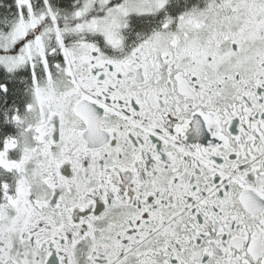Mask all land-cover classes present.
Returning <instances> with one entry per match:
<instances>
[{
    "label": "snow or ice",
    "instance_id": "snow-or-ice-1",
    "mask_svg": "<svg viewBox=\"0 0 264 264\" xmlns=\"http://www.w3.org/2000/svg\"><path fill=\"white\" fill-rule=\"evenodd\" d=\"M0 264H264V0H0Z\"/></svg>",
    "mask_w": 264,
    "mask_h": 264
}]
</instances>
